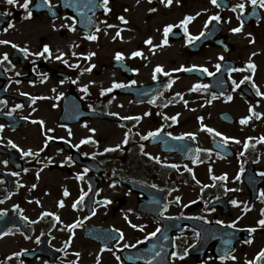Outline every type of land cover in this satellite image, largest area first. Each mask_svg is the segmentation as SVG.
<instances>
[{"label": "flooded vegetation", "instance_id": "flooded-vegetation-1", "mask_svg": "<svg viewBox=\"0 0 264 264\" xmlns=\"http://www.w3.org/2000/svg\"><path fill=\"white\" fill-rule=\"evenodd\" d=\"M23 3L24 0H18L13 5L0 0V41L12 42L0 43V59L5 53L8 55V61L0 64V125H4L0 130V231L9 222L15 224L0 233V244L8 236L20 235L27 246L17 252L19 255L10 254L6 258L0 252V264H69L77 260L71 253L72 235L77 234L101 251L104 246L83 235L85 228L90 227L105 229L107 234L102 240H112L107 244L108 248L101 251L100 263L126 264L121 250L134 248L128 245H137L136 230L129 227V221L135 224L137 215L145 217L148 228L145 235L148 238L144 237L147 244L145 259L141 264H247L248 260L254 259L264 249V226L258 225V221L264 219L261 211L264 199L260 196L264 192V176L260 175L264 172V96L257 95L253 87L254 82L264 92V8L258 4L253 6L250 0H222L220 7L213 5L211 0H173L171 5L166 0H109L111 10L106 12L101 0H50V3L31 0L29 10L33 15L26 18L27 10L19 6ZM223 3L227 7H222ZM239 3L245 4L244 11L238 8L233 11ZM137 9L146 12L143 61L138 63L137 56L132 55L123 58L133 68L127 73L112 67L119 51L105 59L98 53L104 48V40L113 42L118 32L123 37L129 33ZM157 12H163V17L157 18ZM217 13L221 20L212 21L205 28L209 17ZM189 15L195 17L188 24L189 33L198 36L203 31L208 37V41L197 49H189L192 43L187 42L188 34L180 26V21ZM121 16L127 23L119 19ZM241 20L242 30L232 32L231 29L240 26ZM169 24L174 27L168 34V43L163 44L164 28ZM70 25H75L74 31ZM25 33H30L36 40L35 46H25ZM90 34H95L97 39H87ZM241 34L249 40L243 46L238 44ZM222 37L228 44L216 45L213 39ZM149 38L151 45L145 43ZM13 44L27 47L29 54L25 55ZM44 45L50 47L51 56L47 53L33 55L42 51ZM61 53H64L63 57L57 60ZM91 53L95 55L90 56ZM22 55H25V61ZM221 57L233 59L238 64L243 61L246 68L227 73L228 90L223 95L210 87L196 89L195 94L200 97L187 101L186 105L184 98L180 99L177 93L171 94V91L194 89L197 84L209 86L206 78L184 71H203L206 67L216 73ZM250 61L256 65L254 71L247 67ZM157 65L169 75L154 73ZM90 67L91 71H85ZM143 69L149 76L145 80L138 75ZM105 73L113 79L105 80ZM247 76L252 80H245L235 88L233 80L239 83ZM155 80L164 81L166 88L153 100L136 103L130 94L121 93L130 85ZM169 80L173 81L171 87L167 86ZM113 82L125 86L112 88ZM85 85L87 93L83 90ZM107 88L112 91L102 94ZM228 95L233 99L229 101ZM17 104L23 107L15 108ZM250 108L255 109V115ZM9 112H12L11 116L7 115ZM88 112L109 113L113 120L91 117ZM224 112L233 115L234 121L222 120L220 114ZM173 116L175 121L171 119ZM246 116L252 118L247 124H241L240 120ZM41 120L43 125L39 123ZM104 124L119 133L115 143L111 144L110 134L103 132ZM202 125L223 135L217 136ZM157 129L160 131L156 136L143 139ZM184 133H194L195 138L184 136L174 141ZM126 134L128 142L123 143ZM223 136L233 139L225 144ZM89 137L91 141L80 143ZM9 141L18 147L13 148ZM246 143L247 148L244 147ZM116 145L120 147L104 151ZM21 149H31L39 154L25 156ZM153 157H159V160ZM173 164L178 167H171ZM81 174L83 179L78 178ZM225 174L227 179H214ZM125 179L144 183L159 192L146 189V194L141 196L124 183ZM92 186L95 189L89 205ZM65 189L69 193L67 196ZM161 191H165L166 207L158 216L177 220L158 242H151L153 237L148 234L161 228V223L150 213L139 211V198L144 197L148 210L157 211L165 198ZM82 193H86L84 200L73 208ZM105 199L111 202L104 204ZM61 200L63 207L59 206ZM232 200L240 203L233 205ZM46 212L55 213L60 219L43 215ZM24 216L29 218L28 221L23 219ZM77 220L81 225L70 229L68 225ZM233 221L235 228L231 227ZM117 228L124 233L119 247L116 239L113 240L119 236L115 231ZM251 228L256 231L250 232ZM197 232L200 233L198 238ZM169 238L171 244L167 255ZM249 239L252 243L246 242ZM42 243L50 246L49 251L58 252L57 255L54 253L53 263H49V252L32 260L22 256V251L34 250ZM185 249L188 250L186 256ZM173 252L179 255L174 257ZM222 255L229 258L219 259ZM232 255L237 259L232 260ZM12 259H16L15 263Z\"/></svg>", "mask_w": 264, "mask_h": 264}, {"label": "snow or ice", "instance_id": "snow-or-ice-1", "mask_svg": "<svg viewBox=\"0 0 264 264\" xmlns=\"http://www.w3.org/2000/svg\"><path fill=\"white\" fill-rule=\"evenodd\" d=\"M7 2H8L9 4H13V5H15V4L18 3V0H7ZM46 2L50 3V0H46ZM172 2H173V0H166V3H167L168 5H171ZM30 3H31V0H24V3H23L22 5H19V6L22 7L23 9L27 10L26 18H30V17L33 15L32 11L29 10V5H30ZM211 3H212L213 5H215V6H217V7H220V3L218 2V0H211ZM250 3H251L253 6H255V5L258 4L260 8H264V0H250ZM108 4H109V0H101V5L103 6V8H104V10H105L106 12L111 10V9L108 7ZM237 8H238L241 12H243L244 9H245V4H244V3H239V4H237V5L235 6V8H233V11H235ZM150 11H155V9H150ZM196 15L198 16V15H200V13H197ZM119 19H120L121 21H124L125 23H127V21L125 20V18H124L123 16L119 17ZM194 19H195V17L189 15V16H186L184 20L180 21V26L183 28L184 32L188 34L187 42H188L189 44L193 43V41H195V40H199L200 37H202V36L205 35V33H204L203 31L200 32V34H199L198 36H193L191 33H189V31H188V24H189V22H191V21L194 20ZM220 20H221V16H220L218 13H217V14H214V15H212V16H210L208 22L205 24V28H207L208 23H211L212 21H220ZM9 27H13V25L9 24ZM62 27H63V26H62ZM69 27H71V29H72L73 31L75 30V25H70ZM109 27H112V25H109ZM173 27H174L173 25L169 24V25H167V26L164 28V37H165V38H164V40H163V44H167V43H168V39H167V37H168L169 32H171V30H172ZM242 28H243V20L240 21V26H239V27L233 28V29H231V31H232V32H240V31L242 30ZM96 30L99 31V28L97 27ZM4 31H7V29H4ZM117 35H119V32L117 33ZM87 39H89V40H96V39H97V36H96L95 34H90V35L87 36ZM0 43H3V44H10V43H12V42H11V41H8V40H3V41H0ZM145 43L151 45V44H152V40H151V38H149ZM13 47L20 48L19 45H15V44H13ZM153 47H157V46H153ZM20 51L23 52L25 55H28V54H29V49H28L27 47L20 48ZM45 53H47L48 56H51V50H50V47H49L48 45H44L42 51L37 52V53H33V55H36V56H44ZM63 55H64V53H61V55L57 56L56 59H57V60H60V59L63 57ZM73 55H76V53H73ZM92 55H95V53H91V54H90V56H92ZM142 55H143V53L140 52V51H136V52H133V53H132V56H134V57H135V56H142ZM253 55H255V53H253ZM123 58H124V54H123V53H119V52H118V53L116 54V59H117V60H122ZM221 59H223V57H221ZM4 61H8V55H7V53H5V54L3 55V58L0 59V64H2ZM64 63H67V61L65 60ZM13 67H14V65H13ZM71 67H78V65H71ZM92 67H95V65H92ZM195 67H196V66L193 65V68H195ZM220 67H221V66H220L219 64L216 65V69H217V71L220 70ZM247 67L250 68V69H253V71H254L255 68H256V65L250 61V62L248 63V65H247ZM180 70H181V69H173V71H180ZM186 70H187V71H191L192 69H186ZM236 70H237V69H231L230 71H236ZM85 71H91V67L88 68V69H85ZM134 71H138V70H134ZM203 71H204L205 73H207V75H209V76L215 75V73L210 72L206 67L203 68ZM161 72H164L163 67L160 66V65H157V67L154 69V73H161ZM164 75L167 76V75H169V73L164 72ZM46 78H47V77L45 76V79H46ZM155 78H156V76H155V74H154L153 79H155ZM245 80H252V77H251V76H247V77H245L243 80H241L239 83H237L235 80H233L232 83L235 85V88H239L240 85L243 84ZM17 82L19 83V81H17ZM74 82H75V81H74ZM172 82H173V81L169 80V83H168L167 86H168V87H171ZM61 83H63V81H61ZM131 83L134 84V83H136V82H135V81H131ZM124 86H125V85H123L122 83H116V82H113L112 88H121V87H124ZM208 87H209V86H208V85H205V84H197V85L194 86V89H191V90H196V89H204V90H206ZM253 87L256 88V94H257V95H259V96H264V92H261V91L259 90V88L256 87V85H255L254 82H253ZM112 88L103 89V90H102V94L105 93V92H111V91H112ZM83 90L87 93L88 88H87L86 85L84 86V89H83ZM53 91H55V89H54ZM223 94H224V93L222 92L221 95H223ZM24 95H28V94H27V93H24ZM61 95H63V94L61 93ZM177 95H179V93H178ZM215 95H216V94L213 93V98H215ZM33 99H36V98H33ZM57 99H59V96L57 97ZM227 99L230 101V100L233 99V97H232L231 95H228V96H227ZM209 102H210V101H209ZM4 103H6V101H4ZM185 104L187 105V101H185ZM21 107H23V105H21V104H17V105H15V108H21ZM249 111L252 112L254 115L256 114L254 108H250ZM7 115L11 116V115H12V112H9ZM146 115H147V113H146ZM251 118H252L251 116L243 117V118L240 120V123H241V124H247ZM24 119H27V117H25ZM124 119H137V120H138V119H140V118H139V117H137V118L124 117ZM171 119H172L173 121H175V120H176V117L173 116V117H171ZM201 119H202V118H201ZM39 123H40L41 125H43V124H44V121L41 120V121H39ZM202 127L207 128V131H209V132H211V133H214V134L217 135V136H221V135H223L222 133L217 132L216 129L208 128L206 125H202ZM3 128H4V125H0V130H2ZM91 131L94 132L95 129H92ZM159 131H160V129H157L155 132L150 131L146 136L143 137V139L146 140V139H148L149 137H154V136L157 135V133H159ZM69 135H71V132H70V131H69ZM168 135L171 136L172 134H171V133H168ZM184 136H187V137H190V138H193V139L195 138V134H194V133H184L183 136L175 137V139L180 140V139H183ZM49 139H52V138L49 137ZM91 139H92V138L89 137V138H87V140H81L80 143L83 144V143L89 142V141H91ZM231 139H233V138H232V137H228V136H223V143L226 144V143H227L229 140H231ZM262 139H264V137H262ZM127 142H128V140H127V134H126V137H125V140L123 141V143H127ZM237 142H239V141H237ZM9 143L11 144V146H12L13 148H17V147H18V145H16V144L13 143L12 141H9ZM69 143H70V141H69ZM45 146H47V141L45 142ZM75 147H79V145H76ZM119 147H120V145H116L115 148H105L104 151H105V152H108V151H114V150H116V148H119ZM244 147L247 148V147H249V145L246 143V144L244 145ZM21 151L23 152V154H24L25 156H32V155H38V154H39V153H34L31 149H29V150H27V151H24L23 149H21ZM41 151H43V149H41ZM141 151L143 152V145H141ZM208 151H211V150H208ZM241 154H243V153H241ZM93 155H95V153H93ZM145 155H150V154L145 153ZM153 158L156 159V160H159V157H153ZM69 159H71V158L69 157ZM4 163L7 164L8 162L5 161ZM171 167L176 168V167H178V165L173 164V165H171ZM24 171H27V169H24ZM86 171H87V169H86ZM189 171H191V170L189 169ZM241 171H243V168L241 169ZM14 175H19V173H14ZM260 175L264 176V172L260 173ZM78 178H79V179H83L84 177H83V175L81 174V175L78 176ZM214 179H227V175L225 174V175L222 176V177H214ZM237 179H239V176H237ZM32 187L35 188L36 185H32ZM154 187H155V185H154ZM68 194H69L68 191L65 189L64 195L67 196ZM85 195H86V193H82V195L80 196V198H79V199H78V200L72 205V207H73V208H77L78 205L84 200V196H85ZM260 196H261L262 199H264V192H261ZM176 200L179 201V200H180V197H176ZM110 202H111V201H109L108 199H105V200L103 201L104 204H108V203H110ZM239 203H240V202L237 201V200H232V204H233V205H238ZM59 206H60V207H63V206H64V202H63V200H61V201L59 202ZM15 207L18 208L19 206H15ZM165 207H166V206H165ZM185 207H187V205H185ZM245 208L247 209V206H245ZM211 210H214V209H211ZM129 211H131V210H129ZM261 211H262V213H264V209H262ZM92 214L95 215V211H93ZM43 215H53V216H55L56 220H59V219H60L59 216L56 215L55 213H47V212H46V213H44ZM23 219H24L25 221H28L29 218H28L27 216H24ZM201 219H205V218H204V217H201ZM33 223H35V221H33ZM129 223L131 224V221H129ZM218 223L223 224L224 221H218ZM80 225H81V221H80V220H77V221L74 222V224L68 225V227H69L70 229H72V228L79 227ZM258 225H259V226H264V219L259 220V221H258ZM131 226H132L133 228L140 227L141 229H143V225L131 224ZM231 227H233V228L236 227V222H235V221H233V222L231 223ZM9 231H11V230H9ZM115 231L119 234L118 238H115V239H116V242H117V247H119V246H120V245H119V241H121V240L124 239V233H123L120 229H118V228L115 229ZM249 231H250V232H255V231H256V228H251ZM158 232H160V228H159V227H158L155 231L149 233L148 236L155 237V236L157 235ZM195 235H196V237L198 238L199 235H200V233L197 232V233H195ZM147 238H148V237H145V239H147ZM37 239H39V238H37ZM165 239H167V237H165ZM246 242H247V243H252V240L249 239V240L246 241ZM137 243L139 244V243H141V241H137ZM128 246H130V247H135V245H128ZM107 248H108V246H107V244H105L104 247L101 249V251H104V250H106ZM157 254H159V253H157ZM13 255H19V254H18V253H14ZM77 255H79V253H77ZM171 255L175 257V256H178L179 253H177V252H173V253H171ZM186 255H188V250H187V249L184 250V256H186ZM180 258L182 259L183 257H180ZM228 258H229L228 255H222V256L219 257V259H221V260H225V259H228ZM230 258H231L232 260H236V259H237V257L234 256V255L230 256ZM117 259L119 260V256H117ZM96 264H100L99 258H97V262H96ZM247 264H264V249H261V250L256 254V256H255L254 259H252V260H248V261H247Z\"/></svg>", "mask_w": 264, "mask_h": 264}, {"label": "rangeland", "instance_id": "rangeland-1", "mask_svg": "<svg viewBox=\"0 0 264 264\" xmlns=\"http://www.w3.org/2000/svg\"><path fill=\"white\" fill-rule=\"evenodd\" d=\"M163 12H161V14H158L157 18H162L163 17ZM143 13L141 9H137L136 10V16L134 17V22L133 25L130 27V33H128L126 35V38H120L119 41L116 44H105L102 52L103 54H107V57L111 55V52L113 49H116L118 47L119 50H122L123 52L126 53V55H128L130 52H132L134 49H137V47L142 46V39L144 36V32H143V24L141 21V18L139 17H143ZM24 41H25V45H31V46H35L36 45V40L32 37V35H30V33H25L24 34ZM261 70V69H260ZM139 77L141 80H145L147 79L149 76H147L145 70H140V74ZM103 78H105V80H111L113 79V77H111V75L109 73H105V75L103 76ZM123 100L122 98H120V101ZM108 126L107 124H104L103 127V132L105 134H110L111 140L109 142H111V144L115 143L116 140L119 139V133L115 132V130L111 127ZM116 133H118L116 135ZM141 222H143V219L141 220H136L137 224H140ZM142 225V224H141ZM27 244H24L21 241V236L20 235H11L8 236L6 239H4L1 244H0V252L1 254L5 255V254H9V253H13L15 251H19L21 248L26 247ZM96 247L94 245H90V244H86V242L83 241L81 235L75 236L73 239V252L76 253H81V258L84 262H89L90 264L94 263V259H96ZM16 259H12L11 262L15 263ZM16 264V263H15ZM32 264H44L41 262H34Z\"/></svg>", "mask_w": 264, "mask_h": 264}]
</instances>
